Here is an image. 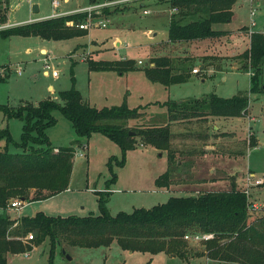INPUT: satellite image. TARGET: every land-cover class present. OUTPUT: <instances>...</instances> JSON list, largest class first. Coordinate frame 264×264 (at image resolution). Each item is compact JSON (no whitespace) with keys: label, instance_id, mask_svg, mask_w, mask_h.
Listing matches in <instances>:
<instances>
[{"label":"rangeland","instance_id":"obj_1","mask_svg":"<svg viewBox=\"0 0 264 264\" xmlns=\"http://www.w3.org/2000/svg\"><path fill=\"white\" fill-rule=\"evenodd\" d=\"M32 3L39 4L40 11L33 13ZM131 3L112 7L108 14L104 11L96 14L97 21L108 19V25L93 26L82 37L62 41L20 35L0 38V104L19 106L32 102L37 105L48 98L61 101L59 92L75 85L92 105L113 106L125 101L130 107L139 108L140 117L119 122L138 130L166 125L168 108L179 100L192 103V99L212 94L222 97L246 94L248 114L254 119L202 115L180 120L170 125L173 136L167 146H154L137 137L136 147L126 153L122 165L119 164L123 157L121 147L105 135L94 133L88 143L76 145L67 190L46 199L25 201L20 208H0V214L20 218L42 211L54 216H87L101 212L100 199L103 198L108 212L116 215L120 211L151 208L171 196L228 189L233 181L245 185L249 172L257 177L264 175V92L252 88L251 78L256 70L249 61L241 54L227 55L245 51L249 46L250 36L244 27L250 24L252 8L256 10L255 29L264 26V0H260V4L238 0L232 20L214 24L215 28L228 30L226 38L207 37L198 43H172V48L171 43L160 46V42L168 43L169 40L170 4L165 0H143L137 1L135 6L124 7ZM141 3L150 10L148 14L143 13ZM90 4V0H61L60 6L55 8L52 0H9L8 5L0 0V16L6 13L9 19L5 25L10 27L27 22L30 16L48 18L59 9L75 10L78 7L76 10H79ZM198 15L191 11L184 21ZM227 38L232 39L233 44H228ZM91 39L93 44L89 43ZM118 42L121 45H117ZM157 43L160 45H153ZM98 45H102L103 50L96 58L126 57L135 60L134 67L123 74L91 71L88 60ZM41 46L47 47L48 55L40 52ZM170 53L182 55L167 56ZM219 53L221 55L209 56ZM162 56L171 60L173 72L184 68L191 70L192 67L199 68L200 72L194 74L192 70L188 81L169 86L152 81L145 68L151 66L149 61L153 58ZM202 62L206 63L205 70L201 67ZM46 70L47 74L44 73ZM258 83L264 85V64ZM53 114L57 123L47 129L52 144L57 147L69 145L77 137L71 121L59 110ZM23 125L24 120L8 117L0 108V134L7 128L11 136L10 140L0 136V147L11 152L22 151L17 143L21 141ZM84 145L88 147L83 149ZM169 151L176 153L178 159L171 165ZM212 168L214 173L210 171ZM168 170L171 173L169 185L159 186L157 178ZM113 171L117 173L115 180H112ZM251 191L252 201L259 204V208L252 209L253 215H263L264 184ZM27 236L22 239L32 246L23 252L8 253L7 264H239L209 259L203 254V243L185 238L188 254L182 256L168 250H155L157 246L149 243L133 242L134 248L125 247L116 238L108 243L84 246L63 240L52 252L48 237L38 242Z\"/></svg>","mask_w":264,"mask_h":264},{"label":"trees","instance_id":"obj_2","mask_svg":"<svg viewBox=\"0 0 264 264\" xmlns=\"http://www.w3.org/2000/svg\"><path fill=\"white\" fill-rule=\"evenodd\" d=\"M8 5L9 0H2ZM91 3L100 0H90ZM171 8H178L170 18L168 37L171 41H188L207 37H220L227 30L217 29L214 24L226 23L234 16V5L238 0H165ZM7 8V7H6ZM117 9V8H116ZM196 9V11H193ZM109 7L104 8L108 14ZM199 13L197 18L184 21L190 12ZM85 13L74 12L51 16L37 21L17 24L0 29V38L12 35L37 36L46 40H68L84 36L88 30L78 23ZM6 13L0 16V25L6 24ZM256 70L252 88L264 92L258 77L264 64V33L251 35L250 47L241 53ZM204 58H207L206 56ZM90 70H115L121 74L134 67L135 60H97L89 58ZM154 66L145 68L152 81L166 86L189 80L191 70L173 72L167 56L153 58ZM128 63V64H127ZM133 65V66H131ZM247 65V64H246ZM206 67L203 68V70ZM3 79V78H2ZM61 101L53 98L35 105L26 102L19 106L0 104L8 117L24 120L22 138L17 143L22 151L11 152L0 147V208L7 209L9 201L24 198L26 201L46 199L69 188L74 167L76 145L86 144L94 133H101L116 142L126 153L136 147L140 137L154 146H167L172 139L170 125L178 120H187L202 115L226 118L244 116L248 112L249 99L246 94L222 97L216 94L196 98L189 102H175L168 108L169 122L166 125L132 129L120 121L141 116L137 107L127 102L113 106H95L83 98L82 92L73 85L59 92ZM61 113L71 121L77 134L69 145L54 146L47 129L57 123L53 112ZM133 130L136 132L133 133ZM0 136L11 139L6 128ZM176 153L169 151L170 165ZM112 161H110L111 163ZM170 171L157 178L159 186L169 185ZM117 173L113 171V178ZM163 181V182H160ZM33 194V195H32ZM100 199L101 212L87 216H54L42 211L34 216L11 218L0 214V264H7V254L26 251L32 246L22 238L34 232L32 241L49 238L51 251L63 240L72 245H90L119 240L125 247L131 243L153 244L155 250H168L182 256L188 254L184 236L188 233L212 232L214 237L203 243V252L209 259L239 264H264V214L253 215L243 185L231 182L228 189H211L200 194L171 196L166 202L151 208H136L132 212L120 211L112 215Z\"/></svg>","mask_w":264,"mask_h":264},{"label":"built area","instance_id":"obj_3","mask_svg":"<svg viewBox=\"0 0 264 264\" xmlns=\"http://www.w3.org/2000/svg\"><path fill=\"white\" fill-rule=\"evenodd\" d=\"M135 0H100V1H96L91 3L90 5H88L87 7L84 8H80L79 10L75 11V12H83L85 13V19L78 23L77 26L81 29H86L89 30L91 27L96 26V27H106L108 25V19H98V21L96 20V14H101L104 11L105 7H117V6H123L124 4L133 2ZM257 2L258 4H260V0H252V2ZM52 4L55 8H58L61 4V0H52ZM174 11H178V8H174ZM144 14H148L150 12L149 9L145 8L143 10ZM62 14H67V13H61L58 10L54 13V16H59ZM255 15H256V10L255 8L251 9V18H250V24H249V35L251 36L253 33L255 32H261L264 33V26L261 27L260 29H255V27L257 26V21L255 19ZM13 26V24H11ZM10 25V26H11ZM16 25V24H15ZM7 25L3 24L0 25V29L5 28ZM44 54H47V52H45ZM139 63H143L142 60H139ZM18 72L21 73L22 70L21 68L18 69ZM193 72H200L199 68H194ZM56 71L54 72V75H56ZM87 146L84 145L83 149H85ZM77 153V152H76ZM81 155H84L83 153H81ZM246 184L243 185V191L244 193L247 195V199H248V203L251 209H257L259 208V204L257 202H253L252 201V191L251 189L255 186H261L264 184V175L257 177L255 176L254 173H248L247 175V179H246ZM26 200H21V198H14L11 199L9 201V205L10 207H14V208H20L21 205L25 202ZM214 237V233L212 232H196V233H188L184 236V238L187 240H192V241H198L201 243H204L205 241L211 239ZM28 239H33L34 235L33 233H31L30 235L27 236Z\"/></svg>","mask_w":264,"mask_h":264},{"label":"crops","instance_id":"obj_4","mask_svg":"<svg viewBox=\"0 0 264 264\" xmlns=\"http://www.w3.org/2000/svg\"><path fill=\"white\" fill-rule=\"evenodd\" d=\"M137 1H143V0H135V1H133L130 5H127V6H124V7H129V6H135V3L137 2ZM90 3H91V1H90ZM236 4V3H235ZM11 5H13V3H11ZM32 5H35L34 3H32ZM141 5H143V8L145 9V8H147V6L146 5H144L143 3H141ZM38 6H39V11H40V5L38 4ZM235 6V5H234ZM12 7V6H11ZM76 8H78V7H76ZM76 8H75V10H58L59 12H61V13H74L75 11H77L76 10ZM115 7H113L112 9H114ZM127 9V8H126ZM143 9V10H144ZM233 9H234V7H233ZM33 13H35V12H33ZM144 13V12H143ZM173 13H176L175 11H174V8H171V15L173 14ZM53 16H54V14H52ZM46 16H40V17H34V16H30V18H29V20L27 21V22H31V21H37V20H41V19H38V18H42V19H44ZM170 18H171V16H170ZM9 19V18H8ZM27 22H22V23H27ZM13 23V22H12ZM170 23V22H169ZM13 25H15V24H13ZM17 25V24H16ZM245 28V29H244ZM243 29L245 30V32L249 35V26L247 27H244ZM217 29H223V28H217ZM223 30H225V29H223ZM228 31V30H227ZM85 36V35H84ZM250 36V35H249ZM79 37H82V36H79ZM227 37V34L226 35H223V36H221V37H214L215 39H217V38H219V39H222V38H226ZM169 39V38H168ZM250 39H251V36H250ZM56 41H62V40H56ZM188 41H191V42H196V43H198V42H200L201 41V39H194V40H188ZM188 41H174V42H172L170 39L168 40V43L166 42H164V41H162V42H160L162 45H160V43H157V44H153L154 46H158V45H160L161 47L164 45V44H167V46H169L170 44L169 43H171V45H170V47L171 46H173L172 45V43H178V44H180V43H185V42H188ZM93 39H91V41L89 42V43H91V44H93ZM227 43L228 44H233V41H232V39H230V38H227ZM117 45H121V42H118L117 43ZM152 45V46H153ZM249 46L246 48V49H248L249 47H250V42H249V44H248ZM89 46H91L90 44H89ZM97 48H96V50L95 51H93V54H92V57L94 58V59H97V60H119V59H128V58H126V57H121V58H115V59H105V58H96V54L98 55V52H100L101 50H103V46L102 45H98V46H96ZM174 47V46H173ZM154 48V47H153ZM160 47H158V48H156V49H159ZM172 48V47H171ZM44 51H46V52H48V49H47V47L46 46H41V49H40V52L41 53H43L44 54ZM28 52H30V49H28ZM88 52V51H87ZM242 52H244V50L243 51H239L238 53H227V55H231V54H241ZM184 53H186V52H184ZM178 54H180V53H170L169 55H167V56H171V55H178ZM224 55H225V53H223ZM180 55H182V54H180ZM211 55H221L220 53L219 54H209V56H211ZM206 56H208V55H206ZM204 57V56H203ZM84 58V57H83ZM75 62H77V60H75ZM139 62V61H138ZM150 62V64L149 65H151V66H154L155 65V63L151 60V61H149ZM201 67L202 68H204V67H206V63H203L202 62V65H201ZM206 69V68H205ZM204 69V70H205ZM91 71H95V72H104V71H99V70H91ZM107 72H110V71H115V70H106ZM45 74H47L48 73V71L46 70L45 72H44ZM194 74H199V73H196V72H193ZM182 100H184V99H182ZM182 100H179L178 101V103L179 102H181ZM90 103V102H89ZM96 106V105H95ZM250 108H248V110H249ZM249 112V111H248ZM248 112H247V114L246 115H244V116H248V118L249 119H254V117H252L250 114H248ZM218 117H223V116H218ZM223 118H226V117H223ZM230 118V117H229ZM168 122H169V120H168ZM167 122V123H168ZM176 122H180V120H178V121H175V122H172L171 124H174V123H176ZM218 127H216V129H217ZM89 142V141H88ZM88 147V146H87ZM210 171H212L213 173H214V169L212 168V169H210ZM230 175H233V173L232 174H230Z\"/></svg>","mask_w":264,"mask_h":264},{"label":"water","instance_id":"obj_5","mask_svg":"<svg viewBox=\"0 0 264 264\" xmlns=\"http://www.w3.org/2000/svg\"><path fill=\"white\" fill-rule=\"evenodd\" d=\"M39 11V6H38V4H35V5H33V12H38ZM21 200H25L24 198H21Z\"/></svg>","mask_w":264,"mask_h":264}]
</instances>
